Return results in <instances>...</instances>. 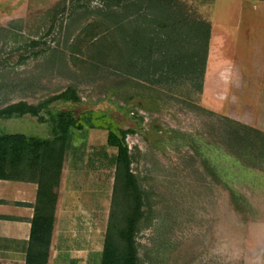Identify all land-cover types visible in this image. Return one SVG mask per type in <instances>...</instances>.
Segmentation results:
<instances>
[{
  "label": "rangeland",
  "instance_id": "1",
  "mask_svg": "<svg viewBox=\"0 0 264 264\" xmlns=\"http://www.w3.org/2000/svg\"><path fill=\"white\" fill-rule=\"evenodd\" d=\"M183 1L212 25L204 88L164 85L148 112L141 97L126 100L152 91L121 82L118 36L108 32L114 21L102 17L100 0H0V109L73 87L82 98L78 113L105 112L136 131L127 142L146 206L139 264H264V162L245 161L237 154L243 143L232 139L248 136L242 125L264 132V8ZM0 132L50 135L31 116L0 121ZM107 139L105 130L76 131L64 167L72 221L97 248L114 190L117 150ZM232 192L245 202L236 204Z\"/></svg>",
  "mask_w": 264,
  "mask_h": 264
},
{
  "label": "trees",
  "instance_id": "2",
  "mask_svg": "<svg viewBox=\"0 0 264 264\" xmlns=\"http://www.w3.org/2000/svg\"><path fill=\"white\" fill-rule=\"evenodd\" d=\"M100 1L105 9L101 11L102 17L114 21V33L110 28L108 32L118 36V67L124 79L121 82L134 79L152 91L147 97L127 94V101L141 97V107L153 112L154 96H160L164 85L197 83L199 92L203 91L212 37L210 22L191 13L183 0ZM102 39L105 41L107 36L101 38L100 46L106 44ZM79 104L82 98L75 88L69 87L39 104L20 101L0 109V121L31 116L50 129L49 136L0 132V180L38 185L27 264L49 262L66 157L74 133L85 129L107 131L108 146L117 150L112 207L101 264H139L138 232L146 206L127 142L128 136L136 131L123 129L105 112L78 113L75 108ZM242 126L248 132L247 137L238 132L232 134L234 143L239 139L244 145L243 152L237 154L245 161L257 157L264 162V132ZM232 195L236 204L245 202L237 193Z\"/></svg>",
  "mask_w": 264,
  "mask_h": 264
},
{
  "label": "crops",
  "instance_id": "3",
  "mask_svg": "<svg viewBox=\"0 0 264 264\" xmlns=\"http://www.w3.org/2000/svg\"><path fill=\"white\" fill-rule=\"evenodd\" d=\"M259 3L263 10L264 2ZM64 174L65 169L48 264H101L103 246L97 248L72 221L78 216L63 195ZM37 196L36 183L0 180V264H27Z\"/></svg>",
  "mask_w": 264,
  "mask_h": 264
}]
</instances>
